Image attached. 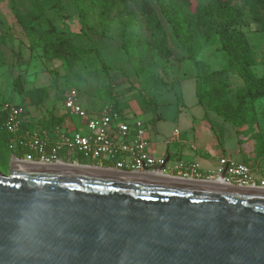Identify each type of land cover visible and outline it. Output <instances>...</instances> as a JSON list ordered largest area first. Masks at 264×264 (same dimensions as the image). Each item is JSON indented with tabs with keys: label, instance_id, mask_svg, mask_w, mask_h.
Wrapping results in <instances>:
<instances>
[{
	"label": "water",
	"instance_id": "obj_1",
	"mask_svg": "<svg viewBox=\"0 0 264 264\" xmlns=\"http://www.w3.org/2000/svg\"><path fill=\"white\" fill-rule=\"evenodd\" d=\"M0 264H264V189L11 161Z\"/></svg>",
	"mask_w": 264,
	"mask_h": 264
},
{
	"label": "trees",
	"instance_id": "obj_2",
	"mask_svg": "<svg viewBox=\"0 0 264 264\" xmlns=\"http://www.w3.org/2000/svg\"><path fill=\"white\" fill-rule=\"evenodd\" d=\"M154 1L158 10L151 0H80L77 5V14L82 24L91 32L100 37L120 40L137 77V84L129 85L133 92L127 96L117 92L109 74L110 67L100 58L95 47L76 44L69 32L55 27L53 13L61 14L69 6L63 0H29L30 17L17 19V22L30 48L40 49L44 59L62 60L69 66L68 72L61 77L54 75V82L61 80L66 86L73 85L81 78L77 69L74 71L73 65L81 60L88 72L96 75L101 86L102 99L97 103L98 106L107 104L119 112H130V100L140 97L141 110L143 113H152V121L159 119L156 99L174 86L172 80L155 71V65L157 61L167 63L179 60L167 45L159 13L171 27L187 56L193 54L197 39L208 43L217 37L225 64L222 68L213 69L203 60L193 59L195 93L199 103L224 121L234 124L239 132L246 123L253 121L254 102L264 97V73L258 75L254 70L258 62L259 44H264V0H206L197 4L193 14L185 11L183 20L179 17L176 0ZM91 9H97V22L101 21V28L90 24ZM135 19H140L142 25L137 27ZM249 25H255L253 32L259 34L258 40L253 41L244 30ZM3 63L0 62V65ZM232 72L239 77L241 85L230 91L229 74ZM12 85L13 90L21 95L18 104L23 108L24 115H28L30 107L40 102L41 98L37 94L46 95L45 88L24 91L18 77L13 79ZM26 98L31 99L29 103L25 101ZM81 104L87 111L97 106ZM46 117L37 118V122L49 133L55 125H61L64 121L63 114L52 111ZM4 118L5 112L0 109V147L3 146L8 154V133L3 127ZM30 125L28 123L26 127ZM210 127L213 129L212 124ZM263 147L264 142L260 152L264 150Z\"/></svg>",
	"mask_w": 264,
	"mask_h": 264
},
{
	"label": "rangeland",
	"instance_id": "obj_3",
	"mask_svg": "<svg viewBox=\"0 0 264 264\" xmlns=\"http://www.w3.org/2000/svg\"><path fill=\"white\" fill-rule=\"evenodd\" d=\"M79 1L80 0H63V2L69 6L67 10H64L61 14L53 13V23L55 27L60 31L69 32L71 34V39L76 44L83 47H95L99 51L100 58L110 67L109 74L115 84L117 92L120 95L125 96L131 94L133 90L129 85L137 84V77L132 62L128 60L127 55L121 47L120 40L100 37L82 24L77 14V5L80 4ZM204 1L206 0H176L180 19H184L187 11L190 14H193L197 4ZM151 2L156 6L154 0H151ZM30 15L31 6L29 0H0V62H4L0 65V103L7 99L12 100L13 102H18L21 99V95L13 90L12 85L13 79L18 77L20 85L24 91H29L34 88L46 89L45 96L44 93L36 95L41 98L40 102L38 104L35 103V107H30L31 110L29 114L36 115V119H44L50 111L59 113L61 111L60 107L62 100L68 91H75L84 106L85 104L89 107L96 106L102 99V89L98 83L96 75L94 73H89L81 60H77L73 65L74 71L77 69L81 75V78L75 81L73 85L66 86L61 80L54 82V77H61L63 74L67 73L69 66L62 60L44 59L40 49L29 47L28 40L20 29L17 19H26L29 18ZM158 16L164 26L167 45L173 55L179 60L167 63L164 61H157V64L155 65V71L157 73L167 77L172 80V82H175L179 75L184 74L185 78H187L195 72L193 59L203 60L213 69H219L224 66V55L219 50L220 43L218 42L217 37H213L208 43L203 42L202 39H197L193 46V54L187 56V53L174 37L172 29L167 24L163 15L159 13ZM89 17L91 25L101 28V21L97 22V9H91ZM135 21L137 27L142 25L140 19H135ZM254 29L255 25H249L244 28V30L251 35L252 40L256 41L258 40L257 37L259 34L254 33ZM112 31L113 29H110V32L116 35ZM135 60H137V58H135ZM257 60V65L254 67L255 73L261 75L264 73L263 43L261 48H259ZM229 77L230 91H233L239 87L240 79L233 72L229 74ZM190 83L191 82L188 80L184 81L185 86L182 99L177 88L175 91L165 94L164 98L168 101L164 103L160 109L162 119L159 122L157 120L152 121L151 114L149 113L138 112L142 105V99L140 97H137V99L133 97V99L130 100L131 106L135 110L134 111L131 108L130 117L138 116L146 122L147 136L152 142H154L155 135L163 140V144H157L156 147V152L159 157L163 155L164 148L167 146L166 142H164L165 136H170V133L174 128L184 127V124L181 122L183 117L190 121L195 113L194 110L192 111V108L187 107L186 105L182 106L181 104L183 98V101L186 104L189 102L190 96L194 97V94L192 95ZM263 99L261 98L257 100L255 106L253 105L252 108H261L262 104L260 103H264ZM30 100V98L25 99L27 103H29L28 101ZM170 101L171 103H169ZM177 110L178 112H181L179 120L174 119ZM252 120L253 122L257 121V115H255ZM204 121L213 125L211 131L214 133V137L220 135L224 144L233 151L232 157L237 160L238 153L236 151L240 148L238 137L242 138L244 132H242V134H237L236 128L233 124L224 122L220 117L214 114V112L212 113V111L211 113L208 112ZM67 122L68 125H78L79 119L77 117H72L69 118ZM1 131L0 127V132ZM254 139L255 138L253 137L252 140ZM255 140L257 141L258 139ZM169 145H172V143H169ZM174 159L173 156L170 159V164L175 161ZM9 169L10 154L9 152L7 154L5 148L2 146L0 147V172L7 174ZM262 174L263 173L256 172L255 175L260 177Z\"/></svg>",
	"mask_w": 264,
	"mask_h": 264
},
{
	"label": "built area",
	"instance_id": "obj_4",
	"mask_svg": "<svg viewBox=\"0 0 264 264\" xmlns=\"http://www.w3.org/2000/svg\"><path fill=\"white\" fill-rule=\"evenodd\" d=\"M0 109L5 112L3 127L8 133L10 162L62 163L129 172H158L178 178L264 189V177H257V170L225 157L219 159L216 169L207 172L200 170L194 161H179L173 171H168L165 165L161 167L163 159H156L151 153L152 145L143 119L130 117V112H119L107 104L87 111L75 91L66 92L61 109L67 117H77L79 124L55 125L50 133L39 125L35 116L24 115L18 102L4 100ZM28 123L30 127L25 126Z\"/></svg>",
	"mask_w": 264,
	"mask_h": 264
},
{
	"label": "crops",
	"instance_id": "obj_5",
	"mask_svg": "<svg viewBox=\"0 0 264 264\" xmlns=\"http://www.w3.org/2000/svg\"><path fill=\"white\" fill-rule=\"evenodd\" d=\"M261 46L262 44L260 43L259 48H261ZM185 80H188L191 82L190 83L191 90H192V95L194 94V97L190 96V100L186 104L184 103L183 101L184 98H183V100H181L182 101L181 104L182 106L186 105L187 107L192 108V111L194 110L195 113L193 114V117L190 119V121L186 119L185 117H183L181 122L184 124V127L174 128L171 131L170 136H165L164 142H166L167 146L164 148L163 155L161 157L157 155L156 147H157V144H163V140L159 136L155 135L154 142H152L151 139L148 137L152 145L151 153L156 159L164 160L165 158L168 157L165 163V168L168 171H173V167L179 161H184V162L194 161L199 165L200 170H202L203 172H207V171H210L216 168L218 166V161L221 158L225 157V158L232 159V160H235V159L232 157L233 151H231L224 144V141L220 138V135H218V137L216 136L214 137L213 135L214 133H212L211 127L209 125L210 123H206L204 121V118L207 116L208 112L211 113V111L206 109L204 105L198 102V99L195 93L196 80H195L194 72L192 75H190V77H187V78H185L184 74L179 75L177 80L173 82L174 83L173 88L156 99L158 103L157 113L159 115V119L157 121L159 122L162 119V113L160 109L162 105L168 101V100H165L164 98L165 94L175 91V89L177 88L180 92L181 99H182L183 89L185 86L184 84ZM240 85H241V82H240ZM263 98L264 97H262V99ZM255 102H254V106H255ZM169 103H171V101ZM260 104H262L261 108H258V109L254 108V113L255 115H257V119H258L257 121H254V122L251 121V122L246 123L242 128H240L239 132H237L236 126L234 124L233 125L236 128L237 134L238 133L242 134V132H244V135L242 138L238 137L240 148L236 152L238 153L237 155H238L239 160L237 159L235 161L243 162L251 166L253 169L257 170V172L263 173L261 175L263 176L264 175V150L262 152H260V150L264 142V103H260ZM97 106L95 107V109H97L101 105H99L98 107ZM138 112H142L141 108ZM148 113L151 114V119H152L153 114L150 112ZM59 114L64 115L63 124L68 125L67 121L69 117H67L63 113L62 109L59 112ZM180 115H181V112H178L177 110L175 113L174 119L179 120ZM252 115H254L253 112H252ZM33 116H36V115H33ZM46 116L48 117L49 113ZM224 122H227V121H224ZM70 125L71 124H69L68 126ZM175 129L178 130L177 133L174 132ZM253 137L258 140L257 141L255 139L252 140ZM169 143H172V145H169ZM173 156L175 158L174 159L175 161L172 164H170V159Z\"/></svg>",
	"mask_w": 264,
	"mask_h": 264
},
{
	"label": "bare ground",
	"instance_id": "obj_6",
	"mask_svg": "<svg viewBox=\"0 0 264 264\" xmlns=\"http://www.w3.org/2000/svg\"><path fill=\"white\" fill-rule=\"evenodd\" d=\"M157 174H159L158 172H156Z\"/></svg>",
	"mask_w": 264,
	"mask_h": 264
}]
</instances>
